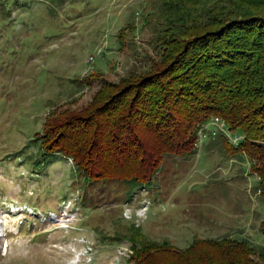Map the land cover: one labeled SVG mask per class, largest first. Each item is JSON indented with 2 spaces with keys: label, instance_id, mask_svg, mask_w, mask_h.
Here are the masks:
<instances>
[{
  "label": "rangeland",
  "instance_id": "obj_1",
  "mask_svg": "<svg viewBox=\"0 0 264 264\" xmlns=\"http://www.w3.org/2000/svg\"><path fill=\"white\" fill-rule=\"evenodd\" d=\"M169 27L162 0H0V264H132L131 226L179 250L232 237L264 252L260 178L220 132L135 188L84 186L62 154L43 163L48 115L147 69Z\"/></svg>",
  "mask_w": 264,
  "mask_h": 264
},
{
  "label": "trees",
  "instance_id": "obj_2",
  "mask_svg": "<svg viewBox=\"0 0 264 264\" xmlns=\"http://www.w3.org/2000/svg\"><path fill=\"white\" fill-rule=\"evenodd\" d=\"M162 6L175 28L162 36L159 57L142 72L105 82L88 105L52 111L40 139L43 163L62 154L84 186L111 180L135 188L151 182L167 154L194 148L199 124L220 117L246 135L237 149L224 141L253 161L264 196V0ZM131 227L132 264H264V252L248 241L195 239L179 250Z\"/></svg>",
  "mask_w": 264,
  "mask_h": 264
},
{
  "label": "built area",
  "instance_id": "obj_3",
  "mask_svg": "<svg viewBox=\"0 0 264 264\" xmlns=\"http://www.w3.org/2000/svg\"><path fill=\"white\" fill-rule=\"evenodd\" d=\"M210 123L215 124L219 129L217 131L215 130H211L209 128ZM210 131V132H209ZM209 132V134H207ZM220 132V135L226 136L229 143L234 146L235 148L240 147L241 144L246 140V136L244 134H239L235 131H232L228 125L226 124V122L221 119L220 117H214L213 119L209 120L206 123H203L199 129L198 133V138H199V142H202L204 140L203 135L206 134V136L208 135H218L217 133ZM205 136V137H206ZM149 204V202H148ZM143 209V207L141 208ZM147 209H148V205L147 207L145 206V208L143 209L144 211H137L136 215L137 216H144L147 213Z\"/></svg>",
  "mask_w": 264,
  "mask_h": 264
}]
</instances>
